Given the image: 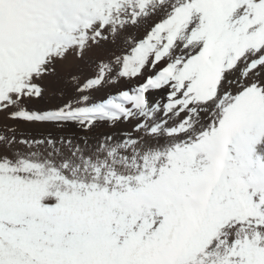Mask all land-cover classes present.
<instances>
[{
	"label": "snow or ice",
	"instance_id": "snow-or-ice-1",
	"mask_svg": "<svg viewBox=\"0 0 264 264\" xmlns=\"http://www.w3.org/2000/svg\"><path fill=\"white\" fill-rule=\"evenodd\" d=\"M0 113V264H264V0H0Z\"/></svg>",
	"mask_w": 264,
	"mask_h": 264
},
{
	"label": "rangeland",
	"instance_id": "rangeland-1",
	"mask_svg": "<svg viewBox=\"0 0 264 264\" xmlns=\"http://www.w3.org/2000/svg\"><path fill=\"white\" fill-rule=\"evenodd\" d=\"M163 66L164 65H162L161 67H163ZM161 67L157 68L154 71L153 70L148 71L146 73L147 76L154 75L155 71H158ZM125 86L126 85L124 83H121L119 89L113 88V89L107 90V95L108 96L115 95L116 93H119V91H123L124 89H126ZM57 103H59V99L57 97H50L47 101H45L41 105H38L37 107L55 106ZM4 125H11V126L16 127L18 135L23 134L24 136L34 137L36 139L41 138L43 135L47 134L48 131H50V129H47V128L34 127V126H31V125H28L25 123L10 120L5 116V114L0 113V131L3 130ZM132 127H133L132 125H127L123 130L131 132ZM51 131H55V130H51Z\"/></svg>",
	"mask_w": 264,
	"mask_h": 264
},
{
	"label": "bare ground",
	"instance_id": "bare-ground-1",
	"mask_svg": "<svg viewBox=\"0 0 264 264\" xmlns=\"http://www.w3.org/2000/svg\"><path fill=\"white\" fill-rule=\"evenodd\" d=\"M163 65V63H161V65H158L157 68L161 67ZM156 68V69H157ZM147 76V74H146ZM137 81H138V84H142L144 82V79L143 78H136ZM137 85H133V87L135 86H138ZM126 86V89H124L123 91H130L131 89L128 87L127 84H125ZM169 92H170V89H168L167 87L165 88H162V89H158V90H151L148 95L150 97V99L152 100V102L154 104H160V105H163V104H166L168 103V97H169ZM119 93H116L115 95H118Z\"/></svg>",
	"mask_w": 264,
	"mask_h": 264
}]
</instances>
